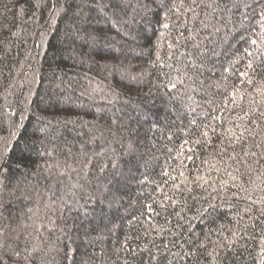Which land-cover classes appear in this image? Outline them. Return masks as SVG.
<instances>
[{
    "label": "trees",
    "instance_id": "obj_1",
    "mask_svg": "<svg viewBox=\"0 0 264 264\" xmlns=\"http://www.w3.org/2000/svg\"><path fill=\"white\" fill-rule=\"evenodd\" d=\"M78 11L79 0H0V136L7 138L15 132L20 137L23 133L21 145L27 141L32 148L30 155L24 154L27 158L25 163H30L31 168L27 179L16 190L19 199L4 213L6 219L0 218V227L6 228L13 237L12 242L19 244L22 250L25 247L29 251L36 248L33 256L37 259L32 264H38L41 260L44 264H59L61 256L56 249L61 246V241L57 237L63 239L61 228L66 224L71 225L76 215L75 212L69 213L65 205L75 207L77 201L83 204L85 192H91L98 184L106 183L112 170L109 168L100 173L99 167L115 159L119 161L120 170L129 178L130 183L122 206L113 210L109 216L121 228L115 234L104 236L103 244L107 245L105 259L108 264H124V260H128L129 264H143L141 256L133 257L125 252L117 253L116 250L121 247L120 241L125 234L135 236L149 225L154 229L151 235L156 238V243L176 239L171 232L183 233L179 237L183 249L177 247L173 251L182 254L192 251L194 245L203 240V234L208 228L215 230L221 224L230 225L232 212L222 209L228 218L219 216L210 222L193 219L194 211L182 213L186 219L178 220L172 213L179 211V204L175 209L168 207L167 211H162L158 203L153 201L163 200L165 193L174 196L177 201H182L187 195L185 193L182 196L174 191L171 188L173 181L162 176V170L169 169V165L170 169H177H169L171 176L177 177L176 183L182 184L183 178L179 172L183 171L189 181L204 176L214 182L216 187L220 186L221 180L225 181L233 192L236 188L232 187L229 172L245 187L251 188V181H264V175H261L264 172V159H260L259 163L253 162L259 159L261 149L252 146L264 140V121H259L260 127L255 128L250 120L237 119L253 107L264 111V95L256 91L264 87V56L255 61V73H249L253 84L242 82L243 78L237 75L228 76L226 80L220 79L222 67L233 58L231 50L219 42L218 36L209 35L211 27H202L205 12L211 10L198 8L199 17L188 23V27L196 33V40L182 41L184 46L178 47L174 54L166 45L162 46L160 54L166 66L152 67L155 53L151 51L153 45L150 39L154 42V24L149 26L141 20L140 15L133 19L130 7L128 14L116 17L121 20L117 27L127 33L122 35L110 23L103 21L99 24L93 21L90 26L79 24ZM147 19L152 18L149 16ZM74 26L85 27L96 39L88 38L87 43L76 39L73 36ZM224 31L222 29L221 35ZM185 35L188 33L185 32ZM197 40H203L208 47H212L210 40L216 41V51L221 55L213 57L202 73L197 74L188 68L185 76L183 65L186 54L195 53L192 44ZM233 45L237 48L247 46L234 42ZM105 63L108 64L106 69L102 68ZM114 64L124 66L139 81L134 83L125 80V87L117 89L123 94L116 100L113 99V88L121 83V76L112 67ZM141 73L146 74L140 76ZM178 78L183 79L184 83L174 90L178 98L169 101L163 95L167 89L155 86ZM234 88H239V91L233 101ZM149 89L153 91L152 99L156 105L152 110H158L159 117L166 116L167 119H159L155 124V117L140 124L135 119L129 121L128 116L134 115L137 110L134 105L147 99L137 93H147ZM129 97L132 102L126 104L125 100ZM212 116L222 117V120L218 122L211 119ZM252 118L258 119L255 115ZM114 119L117 121L115 124L112 123ZM193 119L198 124L208 123L216 128L215 133L209 130L211 143L188 145L195 148L194 152H186L193 156L192 160L184 156L175 158L184 139L200 137L195 127L189 129V122ZM237 124L251 126L256 132L255 138H250L246 145L235 146V151L240 154L245 148L257 152V157L248 158L253 169L251 172H247L243 166H240L239 172L236 171L238 165L228 159L232 148H228V153L223 156L218 151L220 146H228L227 129ZM89 140L92 142L85 145L88 156H82L81 144ZM129 142L136 151L126 154ZM19 158L20 153L17 151L10 162L13 167ZM89 158L92 163L85 177L84 163ZM144 160H149V167H137V163ZM205 160L216 164L219 171L210 170L208 164L202 163ZM181 161L184 167L178 168ZM139 180H144V183H139ZM162 180L168 183L163 184ZM76 184L84 185V188L74 187ZM190 186L194 189V195H206L195 184ZM259 195L264 193H253L254 198ZM4 197L7 198V192ZM149 203L159 215H153L151 221H146L141 213L146 212L144 205ZM164 203L168 205L170 201ZM188 204L192 205L193 201L189 199ZM244 205L245 202L240 201V206ZM62 211L64 219L60 218ZM132 216L137 217L138 221H133L130 227L128 219ZM189 222L192 229L186 231ZM160 229L163 231L158 235ZM247 231L250 235L237 245L238 251L242 253L239 264H262L264 253L261 252L260 241L264 229L260 226L256 229L249 227ZM225 235H229L227 230ZM17 236L18 241L14 239ZM210 239L218 240L222 237L218 231H214ZM147 242L148 238L143 237L142 241L132 242V247L136 244L143 247ZM211 249L210 243L207 249L196 248L194 256L180 260L179 264H212L211 258L204 254Z\"/></svg>",
    "mask_w": 264,
    "mask_h": 264
},
{
    "label": "snow or ice",
    "instance_id": "obj_2",
    "mask_svg": "<svg viewBox=\"0 0 264 264\" xmlns=\"http://www.w3.org/2000/svg\"><path fill=\"white\" fill-rule=\"evenodd\" d=\"M130 7L133 19L136 15H140L143 22L149 26L153 24L156 26L153 31L154 42L150 39V43L153 45L151 51L155 53V60L151 62V65L152 67L159 65L161 68L166 66L164 58L160 54L162 46L166 45L174 54L178 47L184 46L181 43L182 41L196 40V33L188 27V23L190 20L199 17L198 8L210 9L211 11L205 12L201 25L205 29L211 27L212 32L209 35L218 36L219 42L227 45L233 57L222 67L220 79L226 80L228 76L237 75L243 78L242 82H246L249 85L253 84L249 73L250 71L255 73V61L264 56V0H134V2L133 0H79L78 23L90 26L93 21L97 24L103 21L110 23L118 34L127 35L126 32L117 27L121 23V20L116 19V17L128 14ZM149 16L152 19H147ZM213 20L216 23H212ZM222 29L225 31L221 35ZM185 32L188 33L187 36ZM73 36L84 43L88 42V38L92 40L96 39L91 32L86 31L85 27L74 26ZM233 42L237 45L242 44L247 46L237 48L234 47ZM209 43L212 44V47L204 45L203 40H197L192 44V48L196 51L195 53L188 52L186 54V60L183 65V74L185 76L188 74V68L193 69L197 74L202 73L213 57L218 58L221 55L220 52L216 51V41L210 40ZM225 54L227 55L228 53L225 52ZM181 55H185V53H181ZM241 61H243L242 64ZM167 66L172 67V65ZM112 67L121 76V83L113 88V99L116 100L123 94L122 92H118L117 89L125 87V80L134 83H138L139 81L136 76L130 75L124 66L114 64ZM102 68H108V64L105 63ZM177 71H180V69H177ZM226 73L228 75H225ZM145 74L141 73L140 76ZM183 83V79L178 78L175 81L169 79L167 83L158 84L155 87L167 89V91L163 92V95L169 101H172L178 98L174 90H177V86ZM238 91L239 88L233 89V101ZM256 91L264 95V87L257 88ZM137 95L147 97V99L134 105L137 110L134 115L128 116L129 121L135 119L140 124L146 123L149 119L155 117V124L159 119H167L166 116L159 117L158 110H152L156 108L152 99V89H149L147 93L138 92ZM111 102L109 101V103ZM131 102V97L125 100L126 104ZM253 115L258 119H253ZM211 119L219 122L222 120V117L212 116ZM237 119L250 120L251 125L259 128V121H264V111L253 107L249 111H246L243 116H238ZM116 122L115 119L112 121L113 124ZM65 123H68V121H65ZM193 127L199 130L200 137L204 139L201 140L200 137L184 139L180 145V151L175 158L184 156L185 159L192 160L193 156L187 155L186 152H194L195 148L187 147L188 145L211 143L209 130L215 133V127L208 123L198 124L195 119L189 122V129L191 130ZM237 128L240 129L239 132L236 131ZM181 131L184 130L181 129ZM227 133L228 146H220L218 148L221 156L228 153V148H232L233 151L228 153V159L238 165L236 171L239 172L240 166H243L247 172H251L253 169L252 165L248 162V158L257 157V152L251 151L250 148H245L243 153L240 154L235 151V146L237 144L244 146L250 138H255L256 132L253 130V127L237 124L232 128H228ZM190 134L195 135L194 132H190ZM22 137L23 133L20 134V137H17L15 132L11 133L7 138L0 136V218L6 219L4 213L8 212L14 201L19 199V197H16V190L20 188L22 181L27 179L28 171L31 168L30 163H25L27 158L24 154L28 153L30 155L32 148L27 141L21 145ZM91 142L89 140L81 144L80 154L82 156H88V153L85 151V145ZM252 146L261 149L259 159L253 161L254 163H259L260 159H264V140L256 142ZM17 151L20 153V158L15 161L13 167L10 162L13 161V156ZM135 151V147L129 142L125 150L126 154H131ZM69 152H71V149H69ZM97 154L99 155L100 153ZM91 163L90 158L84 163L83 170L85 177L88 175L87 170H89ZM202 163L208 164L210 170L219 171L216 164H212L210 161L205 160ZM137 167L147 169L149 167V160H144L142 163L138 162ZM182 167H184L183 161L178 165V168ZM109 168L112 171L109 172L107 182L102 185L98 184L91 192H85L83 204L77 201L75 207L65 205L69 213L75 212L76 215L72 218L71 225L66 224L64 228H61L63 239L61 240V237H57V240L61 241V246L56 249L57 253L61 256L59 264H108V260L105 259L107 256V245L103 244L104 236L105 234H115L121 228V225L110 220L109 216L113 210H118V207L122 206L130 183L129 178L120 170L118 160L113 159L110 164H103L99 167V172L104 173ZM169 169H163L162 176L168 177L173 181L171 188L174 191L179 192L182 196L185 193L187 195L184 196L182 201H177L174 196H169L165 193L163 200L159 202L153 201V203H158L162 211H167L168 207L175 209L177 204H179V211L172 213L178 220L186 219L182 213L194 211L193 219L201 221L209 220L211 222L219 216H225L227 219V214L222 211V209L226 208L232 212L231 224H221L215 230L208 228V231L203 234V240L195 244L192 251H185L183 254L179 251H173L177 247L183 249L184 245L179 242V237L183 233L171 232L170 234L176 237V239L156 243V238L151 235L154 229L149 225L142 233H138L135 236L125 234L123 240L120 241L121 247L116 250L117 253L125 252L133 257L141 256L143 264H179L180 260L194 256L196 248L207 249L210 243L212 245L211 251H206L204 254L211 258L212 264H239L242 253L238 251L237 245L240 244L241 240L250 235L247 229L249 227L256 229L258 226L264 229V195L253 197L254 192L259 191L264 193V186H262L264 185V181L260 183L251 181L252 187H245L244 183L237 182V177L229 172L228 175L233 181L232 187L236 188V191L233 192L225 181L221 180L219 187H216L214 182H210L204 176H197L194 181H189L183 171L179 172V176L183 178L182 184L176 183L177 177L171 176ZM170 170L177 171V169ZM140 175L144 176V173ZM261 175H264V172ZM138 182L144 183V180H139ZM161 183L167 184L168 181L162 180ZM191 184H195L196 187L202 189L206 195H194V189L190 186ZM9 185H11V188H9ZM74 187L83 189L84 185L76 184ZM159 187L160 185L158 184L157 188ZM209 187H211V191H209ZM5 192H7V198L4 197ZM21 195L23 196L24 193L21 192ZM209 197H211V200H209ZM189 199L193 201L192 205L188 204ZM164 201H170V203L165 205ZM240 201H244L245 205L240 206ZM144 207L146 208V212L141 213V216L146 221H151L153 215H159L151 203L145 204ZM28 211L31 212L32 209H28ZM60 218L64 219L63 211ZM105 221L107 222L105 223ZM133 221H138V218L132 216L128 219L130 227L133 225ZM52 223L54 224V222ZM178 226L183 227V225ZM191 229L192 225L189 222L188 228L185 230L190 231ZM225 230H227L229 235H225ZM162 231L160 229L158 235ZM214 231H218L222 239L211 240L210 237ZM143 237L148 238V242L143 244V247L140 244L132 247V242L142 241ZM14 239L18 241L19 237L17 236ZM12 241L13 237L6 231V228L0 227V264H32V261L37 259L33 256V253L36 251L35 247L31 251L26 247L22 250L19 244H14ZM260 243L261 252L264 253V235L261 236ZM117 258L119 259V256ZM38 264H44V262L41 260ZM124 264H129V261L124 260Z\"/></svg>",
    "mask_w": 264,
    "mask_h": 264
}]
</instances>
